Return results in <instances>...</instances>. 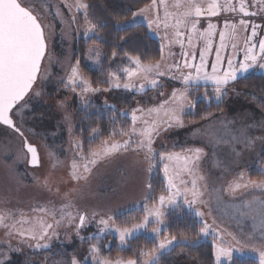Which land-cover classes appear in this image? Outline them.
<instances>
[{"label": "rangeland", "instance_id": "1", "mask_svg": "<svg viewBox=\"0 0 264 264\" xmlns=\"http://www.w3.org/2000/svg\"><path fill=\"white\" fill-rule=\"evenodd\" d=\"M19 2L38 16L46 41V54L39 79L30 94L31 98H26L27 105L20 109L14 118V123L23 133V137L37 148L40 167L31 169L27 166L28 158L23 150V139L15 132L0 126V214L7 215L4 224H16L17 229L29 227L30 223L38 218L51 223L53 228L47 239L49 246L35 248L30 246L34 245L35 241H22L19 236H9V229L0 226V264H71L73 256L82 264L85 257L90 256L89 248L92 245L99 250L97 259L107 260L109 264L117 262L127 264L124 261L108 260L107 252L112 247L113 238L120 242L119 235L114 229L116 227L132 229L134 225L143 221L146 208L149 211L153 209L160 211L162 220L158 225L160 235L153 233V228L157 227L156 218L150 217L152 222L146 229H139L126 239L144 236L158 243V251L143 264H197L195 259L184 253L173 251L178 244L176 240H172L165 248L159 247L162 242L171 240L162 237L164 220L171 213H186L195 217L201 226L208 225L207 235L200 231V243L208 241L212 244L214 264H218L214 245L232 249L230 259L221 256L220 264H231L236 258L251 259L259 264L258 251L254 252L247 245L255 244L258 250L261 247V234L264 232V190L252 185L264 180H250L246 172L253 169L264 155V114L255 106L252 96L240 94L236 90V84L238 80L249 75H264V69L253 67L246 72H237L236 80L224 89L220 101L215 99L216 94L211 81L200 79L187 86L182 81L184 76L196 75L195 69L185 67V63L200 64V52L208 43L207 38L201 37L200 34L207 31L209 23L216 27L210 40L211 48L205 52L206 65L201 75L203 73L211 75V65L216 61V49L221 45L220 31H225L226 36L224 47L220 51L222 60L218 68L227 69L228 58L233 60L235 67H239L237 62L244 60L246 39L251 35L253 24L259 27L250 43L255 45L254 52L259 58V41L264 39V13L259 12L260 0H256L257 7H249L251 0H243L248 10L257 12V15L243 16L238 11L240 0H232L237 6V12H222L215 17L203 15L198 18L194 31L191 30L190 23L187 26L182 25L179 29L182 35L179 37L175 35V29L164 28L162 22L159 27L156 23L149 27V20L155 21L157 16L163 21L165 11L157 0L156 7L141 13V9L151 5L150 1L148 5L134 11L138 13L136 17L132 15L117 27L143 25L148 35L159 43L161 58L157 63L149 64H159L160 70L165 73L164 75L152 73L149 76V79L157 81V86L151 87L143 78V74L132 78L126 74L123 80L112 78L108 87H93L90 84L93 89L99 90L87 93H82L80 87L72 91L73 85L67 84L71 67L79 61L76 46L78 40H86L94 35V33H89L87 37L84 35L88 20H85V10L76 7L77 4H85L83 0H19ZM183 2L184 0H166L167 11H183V7L179 9L173 7ZM241 19L248 22L247 29L239 25ZM225 20L237 24L235 39L232 38L231 29H225ZM174 23L173 18L170 24ZM90 48L94 49L91 53ZM100 63V51L96 46L89 47L85 50L82 61H79L80 77L83 78L80 64L91 71H97ZM129 70L135 71L136 65L132 63ZM220 74L222 75V72ZM116 83L120 84L119 88L114 86ZM125 83L135 87L127 90L124 88ZM142 84L143 89L140 88ZM185 88L187 100L182 116L183 126H173L154 137L152 148L155 159L152 161L151 169L146 153L136 147V141L141 139L137 135L127 150L118 148L109 156L96 158L95 164H89L90 171L83 172L87 160L81 157L91 158L90 153L129 140L134 110H142L136 111L137 130L147 127L154 119L164 120L166 119L164 109L170 106L173 92L179 94ZM37 92L39 95L35 94ZM202 100L207 104L210 100L221 104L219 111L206 121L192 123L190 117L193 116L194 110L187 105L189 102L194 105L195 102ZM166 101L169 103L166 104ZM92 102L117 110L129 119L131 129L126 136L117 141H106L96 151L83 154L73 140L75 129L73 113L77 106H86ZM161 105H164L163 109ZM149 109L157 111L149 115ZM196 149L200 150L198 159L194 156ZM163 153L179 154L182 158L191 156L194 164L185 159L161 161L160 155ZM166 164L170 175L184 169L185 165L192 168V174L188 175L181 171V178L185 183L181 184L179 180H175L176 187L171 189L175 192L178 187L181 194L175 197L174 202L169 203L166 200L161 205L159 197L167 196L168 188L164 171ZM73 165L76 175H83L85 178H72ZM193 179L201 195L199 202L190 206L191 197L188 196L186 199L184 190L192 189ZM245 184L249 186L244 187ZM31 207L50 210L54 215L44 212L41 216L25 217ZM61 209L65 213L63 220ZM19 211L23 215L20 218L17 216L21 215L18 214ZM197 211L202 215L197 217L195 215ZM39 213L37 210L35 214ZM124 213H131L134 217L130 224L127 220L116 222L117 217ZM79 214L85 215L86 219L77 235L75 226L79 223ZM50 217H54V220H48ZM24 220L29 223H18ZM100 220L108 221V226L100 224ZM57 221H60L58 225ZM101 228L105 229L103 233L100 232ZM65 244L67 247L63 246ZM90 259L93 263L92 256Z\"/></svg>", "mask_w": 264, "mask_h": 264}, {"label": "snow or ice", "instance_id": "2", "mask_svg": "<svg viewBox=\"0 0 264 264\" xmlns=\"http://www.w3.org/2000/svg\"><path fill=\"white\" fill-rule=\"evenodd\" d=\"M159 5L165 8L163 21L160 20L159 16H157L156 20H149V27L153 23L157 24V27L160 26V23H163L164 28L172 27L175 29V35L177 37L181 36V32L179 31L180 27L187 26V24H191V30L194 31L196 29V23L198 18L203 15H207L210 17H215L223 13L237 12V6L232 2V0H184L183 4H175L173 7L179 9L183 7V11L177 12H169L167 11L166 0H159ZM259 12L264 13V0H260ZM68 6V5H65ZM157 0H151V5L146 7L145 9H141L140 12L144 13L149 10V8L156 7ZM76 7L78 9L82 8L85 10V20L87 21V8L89 7L86 4H77ZM249 7H257L256 0H251ZM157 11L159 9L157 8ZM238 11L243 14V16L249 15H257V12H250L248 7L245 6L243 0H240ZM133 17H136L138 13H132ZM147 19V17H145ZM175 19L174 24H170L171 19ZM195 18V19H194ZM239 25L243 26L245 29L248 27V22L241 19L239 20ZM96 25L92 22H88V27L86 28L84 35L87 37L89 33H94L96 31ZM215 25L212 23L208 24L207 31L201 33V37H206L208 40L207 47L200 52V64H188L185 63V67L190 69L194 68L196 75L192 76L187 75L183 77V83L187 86L191 82L196 80L204 79L206 81H211L214 85L215 90V99L220 101L224 95V89L231 83L236 80L237 72H246L250 68L259 67L260 69H264V39L259 41V58L257 54L254 52L255 45L251 44L252 37H255L257 34V28L259 25L253 24L251 26V35L246 39V52L243 61L237 62L239 67H235L233 64V60L228 58L227 69L218 68V64L221 62L222 57L220 55L221 48L224 47V40L226 36L225 31H220V41L221 45L216 49V61L211 65V75L208 73H203L201 75L202 70L205 68L206 60H205V52L210 50L211 48V37L213 35V30L215 29ZM225 29H231L232 38H236V23H230L228 20L224 22ZM189 43L191 44V37L189 38ZM235 47V44L233 45ZM94 49H89V53L93 52ZM46 53V41L45 34L42 24L39 22V18L34 14L33 11L29 10L27 7L22 6L19 0H0V124L6 125L13 130L20 132V129L16 127L14 123V118L19 114L20 109L24 108L28 100L25 99L28 97L31 98L30 94L33 91L34 85L39 79V72L42 66V60L45 57ZM127 55V53H125ZM187 55L186 53L184 54ZM112 56L115 57L116 53L113 52ZM97 62H99L98 57L99 53H96ZM132 63L136 65V70L131 71L127 68L124 69L125 73L129 78L134 76H139L143 74V78L148 82V84L155 88L157 86V81L155 79H149V76L152 73L156 75H164L165 73L160 70V65H141L139 59L131 58ZM179 67V65H177ZM222 72V75L220 74ZM110 78L115 77V73H109ZM67 84L73 85L72 91H76L77 87L81 88L82 93H87L89 91H98L99 89H93L88 80L83 79L79 75V61L75 66L71 67V73L68 77ZM67 86V85H66ZM115 87L119 88L120 84L116 83ZM135 85H131L129 83L124 84V88L130 90ZM144 85H140V88L143 89ZM187 88L183 91L179 92V94L174 91L172 97L170 98L171 104L167 109H164V116L166 119L152 120L151 124L147 127L137 130L136 122L138 117L136 115V111H141L140 109L134 110L132 114L133 127L131 133H129V140L125 141L123 144L116 145L113 144L110 148L103 147L100 151L90 153L91 158L81 157V159L87 160V163L83 166V172L87 173L90 171L89 164H95L96 158H102L111 155L114 150L118 148H123L127 150L128 147L134 142L133 138L137 135L141 137L139 141H136L137 149L144 151L146 153L147 159L149 160V168L151 169L152 161L155 159L153 155V142L154 137L158 136L161 131H166L168 128L173 126H183L182 116L185 110V101L187 100V96L185 95ZM39 95V93H35ZM169 103L168 101L165 102ZM189 108L194 107V105L189 102L187 105ZM219 106V105H218ZM164 108V105H161V109ZM157 111L155 109H149L148 114L151 115L152 112ZM96 132V129H93ZM23 135L22 132H20ZM124 134V133H121ZM250 143V141H248ZM79 147V145H77ZM24 147L27 149L28 153H31V161L32 165H37V155L36 149L29 145L26 141ZM199 149L194 150L195 159L199 158ZM179 160L185 159L194 164L193 157H180L179 154L174 153H163L160 155V160ZM74 172L72 174L73 179H81L85 178L83 175L77 176L75 165H73ZM165 178L168 181L167 188V196L161 195L159 197V203L163 205L167 200L169 203L174 202L175 197L181 194V190L177 187V190L173 192L171 189L176 187L174 184L175 180H179L181 184L185 183V181L181 178V171L186 172L188 175L192 174V168L185 165L184 169L177 171L175 174L170 175L168 171V165L164 166ZM244 187H248L249 185L245 184ZM149 187H151L149 185ZM252 187L260 188L264 190V182L259 184H253ZM185 198L188 196L191 197L189 201V205L195 204L199 202V198L201 193L197 190L195 179L192 180V189L184 190ZM46 212L47 214L54 215L50 210H46L44 208L33 209V211ZM70 217V213L68 214ZM197 217L201 216L202 213L197 211L195 213ZM65 217L64 210L61 209V220ZM150 217H155V223L157 227L153 228V233L155 235H160L159 224L162 223L161 213L158 209H153L149 211L147 208L145 209V216L141 223L134 225L132 229L128 228H120L116 227L114 231H116L119 235V239L123 244L125 240L135 231L139 229H146L147 225L152 222ZM5 219H7V215L0 214V226H4L8 228L9 236H19L20 239L35 241V248H47L49 245L47 243L41 244L40 241H44L49 238L50 230L53 228L51 223H47L43 218H38L30 223V226L27 228L21 227L20 229L16 228V224L6 225L4 224ZM85 215L79 214L78 220L79 223L76 224V232L79 235V229L84 226ZM18 223H29V221L24 220ZM57 225L60 221L56 222ZM100 224L108 226V221L100 220ZM105 231L104 228L100 229V232L103 233ZM201 233L204 235L208 234V225L204 224L201 228ZM83 239V237H81ZM251 239V237H249ZM175 240V237L172 238ZM172 240H166L162 242L159 247L165 248L168 244L172 243ZM223 245V241L220 242ZM240 243V241H237ZM248 247H251L254 252L258 251V261L259 264H264V232L261 234V247L259 250L257 249L255 244H249ZM98 248L95 245H92L89 248V254L93 257V264H109L107 260H99L98 256ZM214 253L216 255V259L218 264H220V257L227 256L231 257L232 249L225 248L222 246L214 245ZM143 254V253H142ZM87 259V257H85ZM71 264H81L80 261L77 260L75 256L71 259ZM120 264V262H117ZM127 264H136L135 261L129 260Z\"/></svg>", "mask_w": 264, "mask_h": 264}, {"label": "trees", "instance_id": "3", "mask_svg": "<svg viewBox=\"0 0 264 264\" xmlns=\"http://www.w3.org/2000/svg\"><path fill=\"white\" fill-rule=\"evenodd\" d=\"M151 0H83L88 5L87 20L94 23L96 31L94 35L86 40H78L77 59L82 61L85 50L91 46L101 53L99 70L91 71L80 64L84 79L88 80L93 87H108L110 85L109 73H115V78H125L124 69H130L131 58L139 59L142 65L157 63L161 58L159 43L148 35L143 25H136L127 28H118L117 25L131 18L135 10L150 3ZM116 56L113 57L112 53ZM127 53V55H125ZM114 78V77H113ZM236 90L240 94H248L254 98L255 106L264 114V75H249L237 81ZM219 105V106H218ZM221 104L212 100L207 104L204 100L194 103V114L190 117L192 123H200L212 118L220 108ZM74 133L73 140L76 146L85 154L96 151L106 141H117L126 136L131 129L128 118L121 115L117 110L103 107L96 102L86 106H77L73 113ZM4 128L6 126L0 125ZM8 129V128H7ZM93 129L97 131L94 132ZM124 133V134H121ZM250 180H264V155L257 165L246 172ZM31 207L25 217L35 214ZM19 218L22 215L19 211ZM131 213H124L117 217L116 222L123 220L131 223ZM53 221V218H48ZM201 224L195 217L186 213L169 214L164 220L162 237L175 240L178 244L173 251L182 252L197 261V264H214L213 246L210 242H201ZM50 237V234H49ZM47 243V239L44 240ZM199 243V244H197ZM31 245V244H30ZM67 247V245H63ZM32 247V246H31ZM158 251V243L149 240L144 236H138L126 240L123 244L117 238H113L112 247L108 250L110 261H135L136 264H143L151 255ZM172 252V251H171ZM143 253V254H142ZM91 256V255H90ZM90 256L84 259L82 264H93ZM231 264H257L251 259H233Z\"/></svg>", "mask_w": 264, "mask_h": 264}, {"label": "water", "instance_id": "4", "mask_svg": "<svg viewBox=\"0 0 264 264\" xmlns=\"http://www.w3.org/2000/svg\"><path fill=\"white\" fill-rule=\"evenodd\" d=\"M45 54H46V53H45ZM42 62H43V60H42ZM39 73H40V72H39ZM26 98H27V97H26ZM26 98H25V99H26ZM0 125H2V124H0ZM3 126H6V125H3ZM6 127H7V126H6ZM7 128H8L9 130L15 132L18 136H20V137L23 139V150H24V152L26 153L27 158H28L27 166H28L29 168H31V169L39 168V167H40V158H39V154H38L37 148H36L35 146L29 144V142L23 137V135L20 134V132H17V131H15V130H13L12 128H9V127H7ZM25 141H26L29 145L33 146V147L36 149V155H37V160H38V164H37V165H32V164L30 163L32 157H31V153H28V152H27V149L24 147Z\"/></svg>", "mask_w": 264, "mask_h": 264}]
</instances>
